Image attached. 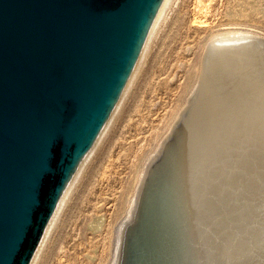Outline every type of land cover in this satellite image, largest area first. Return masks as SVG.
Instances as JSON below:
<instances>
[{"label":"rangeland","instance_id":"obj_1","mask_svg":"<svg viewBox=\"0 0 264 264\" xmlns=\"http://www.w3.org/2000/svg\"><path fill=\"white\" fill-rule=\"evenodd\" d=\"M232 30H244L252 34L249 37L251 39L248 38L247 40H240V43H236L237 47H236V44L232 43L235 46L233 48H230V56L231 55L232 56L227 57L229 56V54H227L229 51V48L215 49V47L213 46L215 42H212L214 41L212 39L214 37H217L216 36L217 34L215 33H218V32L221 33V31L222 33H224L226 31H232ZM258 39H259V44H257L258 41H256ZM254 40L256 41V43ZM209 42H212L211 43L212 45L209 44ZM249 43L250 44L253 43L251 45L252 46L255 45V46L252 47L251 45H249ZM261 43L264 45V0H167L160 14L159 19L156 22L142 50L143 52L140 56L141 59H138L139 61L136 63V66H134L135 68L131 76L132 78L130 77L128 86L126 90L124 91V94H122V97L116 109L114 110L113 114L111 115L110 120L106 124L104 132H102V135L99 137V140H97L92 152L90 153L89 157L86 159L35 264H122V260L119 258L117 259V257L123 255L122 251L124 252V254L126 253V251L128 252V250L126 249V247L128 248L127 239H129L127 237H129L128 235L130 234L128 230L131 227V225L134 226L135 224L134 222H136L138 219L137 218L138 213H140V210L145 204L144 200L149 195V192L153 191L152 187L154 184L152 183L158 182L159 178L164 176L165 173L173 172L176 168H178L176 160H178V157L183 156L184 154L183 150L187 149V147L189 146V141H195V139L197 138L199 139V137L205 138L202 136H206L207 134H211V135H207L206 137V140H210L209 142L211 144H209V142L206 141L205 139L204 141L203 139L200 138L201 142H200V139L199 140L197 139L199 143L203 145L199 146L200 151L202 150V152H200L202 162H200L201 164L200 163L198 164L197 166L198 168H196V170L198 172L199 170H201V172L203 171L204 173L199 172L201 173L199 174L195 170L196 172L194 173L196 174V177L195 178L193 177L192 179L195 194L196 193L199 194V195L196 194L197 197L199 196L201 197L204 195L203 193L207 192L205 193V196L202 197L204 199L200 197L199 198L203 200L204 202L207 199L206 197L209 194H210L209 199L211 198L210 200L207 199L208 201H206L207 204H210V205L204 204V202L201 200H200L201 202L200 201L198 202V204H202L203 202L204 205H207V206H204L202 204L200 206L201 213L199 214V216H201V218L200 217L199 218L201 222V227H204V230L208 232L206 233L208 235V239H210V242L213 240L211 244L214 243L213 238L217 237V239L221 240L223 238L221 236H224V238L221 241L218 240L219 243L217 241L214 243V245L217 244L216 247L218 251L221 248L223 249L225 247L223 250L224 255H223V252H221L222 249L219 252V253H222L221 255L225 256V257L221 256L224 259V260L222 259L223 264H227V262L228 264L230 263L232 264L234 262H237L239 258H241L240 259L241 262L240 260L238 261L240 262L239 264H253V263L261 264L262 262L261 258H263L261 257V254L262 256H264L263 255L264 253L263 251L264 250L263 248L264 247V236L263 235L264 234L262 231L264 230V222H263L264 221L263 219L264 218V214H263L264 213V196H263L264 194H262L264 193V143H263L264 136L262 134L264 133V128L263 129L260 128L262 126L264 127V123H263L264 122V103H263L264 100H262L264 99V94H263L264 88H262L264 87L263 86L264 79H262V77H264V74H263L264 70L262 69L263 67H261V66H264L263 65L264 62H262L264 61V52H263L264 46L263 48L260 47V45L262 46ZM245 44L247 46H244ZM256 44L258 45V47L256 46ZM209 45L211 46V49ZM245 47H248V48H245ZM240 48H243V49L241 50ZM257 48H262L263 54L259 52L261 51V49H257ZM233 50L235 53L233 52ZM236 50L238 52L246 50L247 52L244 51V52L239 53L241 54L240 56ZM256 50L257 51L259 50L258 53L256 52ZM219 51L220 52L222 51L221 54L219 53ZM215 52H217L218 54ZM224 52L226 53V56L224 55ZM248 52L252 57L249 56V54H247ZM258 54H260L262 57ZM219 55L220 57H218ZM234 55L235 57H233ZM242 55H243V59L246 58L245 59V62L247 61L246 65L247 66L252 65L250 66V68L252 67L251 72L252 70L255 71L258 68V72L260 73V75L259 73L256 74L255 72H253L252 74L254 75H252V78H251L250 76L251 74L249 73L250 68H248L249 71H246V68H244V66L246 65L244 63V60L242 59ZM256 55L260 57V59L262 58V61L255 60V59H259ZM215 57L218 60L217 62L218 66L216 64L217 60ZM226 57L228 59L234 58L235 59V60L233 59L234 61L236 60L239 61L240 59H242L240 60L244 64L243 67L241 66L242 69H238L239 67L238 68L236 67L237 70H235L236 65L233 64L235 62L233 63L231 62L232 64H230L229 62L230 64L229 67H231L229 68L228 61H231V59L227 60ZM247 57L248 58L250 57V58L247 59ZM221 58H223L226 62L223 61ZM248 61H252L253 63L254 61H258V62L261 61L260 63L255 62L256 64L260 66L261 70H259V66L257 67L256 64H255V68L253 69L254 64ZM221 63H224V64L222 65ZM242 63L240 64L239 62H236L235 64H237V66L238 65L240 66L242 65ZM219 65L221 66V68H219L220 67ZM232 65H234L233 66L234 68H232ZM216 66L218 67V69H221V70H218ZM213 67L216 68V70H214ZM222 67H224L223 70H222ZM228 69H232L231 70L232 74L229 72L230 70L228 71ZM239 70L242 71L243 74L246 72L249 76H247L246 74V77L244 78L245 74L244 76L243 74H241L242 76L238 75L237 77V74H239L238 73ZM243 70L245 71L243 72ZM232 71L236 74V78H235V74L233 75ZM211 72H213L212 75H211ZM218 72H220L221 74L220 73L218 74ZM224 72L226 75L224 74ZM228 76L230 79L228 78L227 80L226 78ZM253 76H257L259 79L257 77L253 78ZM247 77L248 78L250 77L249 82L246 81L248 79ZM212 78L213 80H211ZM219 78L221 80L223 79L222 80L223 82ZM215 79L216 80L218 79L217 80L218 82L215 81ZM233 79L237 82H239V80L242 79L245 84L241 83L240 87H242V85H244V88L249 87L248 88L249 93L253 92V95L255 96L256 99L248 95L249 93L245 92V89L243 93H240L241 91H243V88L241 90L239 87V84L236 82H233ZM254 79L255 80L257 79V81H255L256 83L254 82ZM258 81H263L262 84L258 83L260 86L255 85L257 84ZM206 82L208 84H211V86L214 85L213 86L214 88L212 87V90H215L214 94H212L211 86L208 85ZM213 82L215 83L212 84ZM250 82L256 87L254 88V86L251 85V88H253V90L250 88ZM246 83L248 86L246 85ZM216 86L221 87L223 89L225 88L231 89V87H235V88H233L234 90L231 89L230 91V89L228 90L227 89L223 90L221 88L217 89ZM258 86L259 88L261 87L262 90L261 88L260 89L257 88ZM220 89L223 91H220ZM208 90H210V93L212 94V96L209 94ZM256 90L258 91V93ZM226 93L228 96L226 95ZM245 93H246L245 95L246 97L249 96L251 98H246L244 96ZM231 94H234V95H231ZM241 94L243 95L240 96ZM238 95L240 96L239 99H238L239 97ZM217 96H220V98ZM235 96H238V97H235ZM232 97H234V99H232ZM209 99L212 101H210ZM222 99L223 101L224 100L225 101L220 102V100ZM228 99L230 100L228 101ZM247 99L248 100L250 99L249 100L250 102L245 101ZM204 100L207 103L209 102L208 104L212 106L208 107L207 103ZM251 100H254V101L251 102ZM256 100H258V103L255 102ZM259 100L261 101V103ZM213 102H215V104ZM233 102H235L234 103L235 105H233ZM253 104L256 105L257 108ZM247 106H249L248 109H247ZM217 107L220 108L221 110H219ZM239 107L244 108V110L240 109ZM259 108H260V111H258ZM214 109L215 110L217 109V112H214L215 111ZM208 110H210L211 112ZM219 111H221L220 114L222 115V118H220L221 115L219 114ZM223 111H226L227 113ZM200 112L203 114V116H205L204 118ZM196 114H198V116ZM247 115L250 117H248ZM192 116H194L195 118H193ZM201 116L203 120L206 117L207 118L203 121L202 118H200ZM197 117L200 118L201 120H199ZM223 117L224 118L226 117V118L224 119ZM196 119H198V122ZM257 119L259 121H257ZM201 121L203 122L199 123ZM190 122L192 124H190ZM204 123H205V126H204ZM255 123L258 125H256ZM197 125H198L199 130L196 129ZM190 126L193 128H191ZM194 126H195V130H197L198 132L194 130ZM237 126H239L240 128ZM203 127H206V128H204V131L202 132ZM248 127H254L256 131L253 130L254 128L249 129ZM223 128H227V130L226 129L223 130ZM257 128H258V131H257ZM219 129H220V132H222V135L220 136L221 134L220 133L219 136L217 137L216 134L218 135ZM212 130L213 131L215 130V131L213 132ZM260 131H262V133H260ZM227 132H229V134ZM225 133H226V137L229 140H230V137L231 139L233 138L232 141L234 143H232L231 140L230 141L226 140L227 139L226 137L225 138L223 137ZM233 133L236 135H232ZM230 134L231 136H229ZM239 134H242L241 136L238 137L239 139L234 140V139H237V137L235 136H238ZM244 134L247 137L241 138V137H244L243 136ZM259 135H260V138H257L259 137ZM248 136L253 138V139L251 138L252 145L249 144L250 138ZM222 138L224 139L223 142L225 143V145L224 144L222 145L223 142L221 143ZM218 139H220V141ZM256 139L257 141H255ZM216 140L219 141V144L221 146H225V148L230 145L229 151L226 150L228 148L225 149L223 147H220L217 144ZM239 140H242V141H239ZM245 140H249V142ZM258 141L260 142V144L262 142L263 144V145L261 144L262 147L260 146V144H258L259 143ZM240 142L241 143L243 142V143L241 144ZM244 142L246 143L244 144ZM253 142H256V144L254 143L253 145ZM199 143L197 142L196 144L199 145ZM214 143L217 144V146ZM233 144H236V146L235 145L233 146ZM231 146L232 148L230 149ZM213 147H216V148H213ZM244 147L246 149L248 148L249 149L248 150L241 149ZM202 148H204V150L205 149L207 150L205 151L208 153V155L206 152L203 151ZM220 149H221V152L223 151L222 153L226 155L222 154L220 152ZM238 149L239 150L241 149V152L238 151ZM208 150L209 151L212 150V151L209 152ZM230 150L231 151L234 150L233 151L234 153H240L239 158H238V154L235 158V154L232 153ZM161 152L163 153V155ZM158 153H159V156L157 157ZM231 154L234 156H232ZM223 156H225L226 158H224ZM227 157H231V158L229 159ZM237 158H238V161H237ZM170 159H173V162ZM221 159H224L223 160L224 162H222ZM231 159L232 160L235 159L237 164L234 163L235 161H231ZM212 162H214L215 166L212 165L213 164ZM215 162L216 164H218L217 166ZM223 163H225V165ZM160 167H162L163 169ZM220 167L222 168L225 167V168L221 169ZM210 172L212 173L214 172L219 179L216 178L215 175L212 173L210 175ZM205 174L208 175V178ZM220 175L221 176L223 175L224 177L222 178H225V179H222ZM201 176L202 177L204 176L203 178L205 179L203 178L201 179ZM209 176L213 177V179ZM156 177H158L157 180H156ZM214 177L216 180L214 179ZM228 177L230 179H227ZM102 178L104 180H102ZM208 180L209 181L212 180L214 181V183H212V181L209 182ZM235 180L236 182L238 180L237 186H236L237 183L234 182ZM219 181L220 183H218ZM96 184H99V187L101 188L93 192V185H96ZM149 184L150 186H147ZM198 184L201 186V188L203 187L205 188L201 189L200 186H198ZM223 185L224 186L227 185V186L224 187ZM142 186L143 187L145 186L144 188L148 190L144 192V189L142 188ZM195 186H198V187H195ZM210 186L212 187V189H210L211 188ZM206 188L208 189L207 191H206ZM138 190L140 191L139 193H138ZM198 190L199 191L205 190V192H202V191L199 192ZM213 192L214 194L217 195V197L214 196ZM219 195L221 196L220 198H219ZM212 198L214 199L218 198L217 204L220 203L221 201L225 203L223 204L221 202V204L217 205L216 202H214L217 200L213 199L214 200L213 201ZM135 199L137 200V202H135L136 201ZM225 200H228V201L231 200V201L228 203V201L226 202ZM138 201L139 203L142 204V205L140 204L141 207ZM213 203L215 204L213 205ZM238 204H239L240 210H239V207H237ZM247 204L250 205L252 209L251 208L249 209V207L246 208V206H248ZM134 205H135V207L133 208L134 210H131L132 206ZM146 205L148 206L149 204L146 203ZM221 205L223 206L225 205L226 207H223ZM210 206L212 209L210 208ZM215 206H216V209L218 207L220 208L221 206L222 211L224 212L226 211V212L221 213L220 209L219 211L214 210L213 208ZM139 207L141 209H139ZM225 208H229L230 211L229 209H225ZM202 209L205 211H203ZM232 209L234 211H232ZM145 210L147 213L151 211L147 209V207L145 208ZM202 211L203 213L206 212V214L209 213L210 211L209 215L212 214L213 216H209V215L206 216V214L203 215ZM235 211H237V213ZM220 213L224 215L223 216L219 215ZM231 213H233L234 215L236 214L237 217ZM255 213L256 215L259 214L258 217L254 215ZM252 214L254 215V217L252 216ZM149 216L152 217V215H149ZM241 216H244L242 218H245L246 216L248 217V218L246 217V220H247L246 223L248 222L247 223L248 226L245 223V219L240 218ZM249 216L253 217V220H251L252 218H249ZM203 217H205L206 219ZM209 217L211 219L210 221H209ZM233 217H234L233 220H235L237 224L239 223V225L236 224V226H234L235 225L234 223L236 222L232 220ZM228 218H231V219H228ZM238 218L242 220L240 219L237 220ZM217 219L219 220V223H216L218 222ZM224 219L226 220V222ZM254 219L256 223L250 222V221H254ZM206 220H208L210 224ZM220 221L225 222L224 224L227 223L226 224L227 226H229V224H231L232 222L234 223H232L229 226L231 229L229 227L226 228L227 227L226 225H224L226 226L224 229V226L221 227L222 222L220 223ZM227 221H230V223ZM202 223H205V224H202ZM211 223H213L214 225L216 224V225L212 226L211 228V225H213ZM259 223L261 227L258 226ZM218 224H220V227L218 226ZM129 225L130 227H128ZM208 225H210V227ZM240 225H243V226L239 227ZM237 226L238 228H240L239 230H241V228L243 227L242 228L243 230L237 231L236 230L238 229L236 228ZM141 227L139 229V232L143 231L144 226L142 228ZM234 229L236 230L234 232L235 234L231 233L232 231H234ZM216 230H219V231L215 232ZM247 230H249L250 234H251V231L254 230L256 232L254 234L255 236L253 235V232L251 236L248 235L249 233L247 234L248 232ZM243 231L245 234L242 233ZM209 232H210V235H209ZM213 233L214 234L217 233L219 235L217 236V234H215V237H214ZM232 234H234L235 236ZM243 234L247 236H244ZM124 235L126 236V238H124L125 237ZM121 236L122 238H119ZM225 237H228V238L225 239ZM242 237L244 238V240ZM246 237H248L247 241L245 240ZM251 237L253 238L255 237L253 240L256 241L258 244H260V242L263 241L262 242L263 247L261 246L262 243L260 244V246L256 245L257 244L256 242L254 244ZM240 238H241V241H240ZM222 241L224 243L223 247H221ZM244 241L247 243H244ZM248 241L250 242V245H252L251 244V241H252L253 242L252 246L256 245V248L254 249L252 246H251L252 248L250 246L248 247L249 245ZM118 242L119 244L117 245ZM229 242H231L233 245L229 244ZM120 244H123L124 246H121L120 248L119 247ZM236 245L241 251L243 250L244 253L243 251L242 252L236 251V250H239L236 247ZM231 246L232 247L235 246L237 249L235 250V248L233 247L234 248L233 249ZM242 246L244 247L242 248ZM258 249L262 250L261 254L259 253L260 250ZM248 251L252 252L253 254L250 253L249 255ZM116 252H118L117 255L115 254ZM226 252H229V253H226ZM234 252H238V253H234ZM225 253L229 257L231 256V258L226 256ZM236 254L237 255L239 254V257ZM235 256L238 258H236ZM242 256L247 257V259L244 257L243 259ZM225 258H228V260L226 261ZM232 258L233 260H230ZM113 259L114 260L117 259V260L114 261ZM247 260L249 263H246ZM238 262L234 264H238ZM262 264H264V261Z\"/></svg>","mask_w":264,"mask_h":264},{"label":"water","instance_id":"obj_2","mask_svg":"<svg viewBox=\"0 0 264 264\" xmlns=\"http://www.w3.org/2000/svg\"><path fill=\"white\" fill-rule=\"evenodd\" d=\"M165 0H0V264H35Z\"/></svg>","mask_w":264,"mask_h":264},{"label":"bare ground","instance_id":"obj_3","mask_svg":"<svg viewBox=\"0 0 264 264\" xmlns=\"http://www.w3.org/2000/svg\"><path fill=\"white\" fill-rule=\"evenodd\" d=\"M166 1L167 0H165V2H164V4H163V6H162V8H161V10H160V12H159V14H158V16H157V18H156V20H155V22H154V24H153V26H152V28H151V30H150V32H149V34H148V36H147V38H146V40H145V42H144V44H143V46H142V49H141V51H140V53H139V56H138V59H141L140 58V56H141V54H142V50H143V48H144V46H145V44H146V42H147V40H148V38H149V36H150V34H151V32H152V30H153V28H154V26H155V24H156V22L158 21V19H159V17H160V14H161V12H162V10H163V7H164V5H165V3H166ZM220 29V28H219ZM241 29V28H240ZM249 31V30H248ZM215 34H217L216 36L217 37H214L212 40H214V41H212V42H215V44L213 45L214 47H215V49H218V48H220V49H225V48H229V51H228V53L227 54H229V56H227V57H231L230 56V48H233V47H235L233 44H236V43H240V40H247L250 36H251V34H250V32H247V31H244V30H232V31H226V32H224V33H222V31H221V33L220 32H218V33H215ZM254 36V35H253ZM213 37V36H212ZM253 38V37H252ZM249 39H251V38H249ZM254 39V38H253ZM256 39V38H255ZM250 41V40H249ZM255 41V40H254ZM256 41H258V43L257 44H259V39L258 40H256ZM256 41H255V43H256ZM212 42H209V44H211ZM247 42V41H246ZM261 42H263V41H261ZM233 43V44H232ZM244 44V43H243ZM246 44H248V43H246ZM244 45V46H247V45ZM251 44H253V43H251ZM250 43H249V45H251ZM256 44V46L258 47V45ZM262 44V43H261ZM212 45V44H211ZM231 45V46H230ZM241 45V44H240ZM210 46V45H209ZM244 46H242V47H244ZM252 46V45H251ZM250 46V47H251ZM253 46H255V45H253ZM252 46V47H253ZM263 44H262V46L260 45V47H262L263 48ZM236 47H237V44H236ZM239 47V46H238ZM249 47V46H248ZM248 47H245V48H248ZM244 48V49H245ZM255 48V47H254ZM262 48H257V49H261V51H259V52H261L262 53ZM210 49H211V46H210ZM214 49V48H213ZM241 50L243 49V48H240ZM251 49H253V48H251ZM209 50V49H208ZM237 50H238V48H237ZM236 50V51H237ZM244 51H246V50H244ZM244 51H241V52H244ZM253 51V50H252ZM258 51L256 50V52L258 53ZM222 52V51H221ZM221 52L219 51V53L221 54ZM226 52V51H225ZM224 52V55L226 56V53ZM233 52H234V50H233ZM241 52H238L237 51V53L239 54V53H241ZM247 52V51H246ZM245 52V53H246ZM264 52V51H263ZM209 53V52H208ZM213 53V52H212ZM215 53H217V52H215ZM235 53V52H234ZM244 53V54H245ZM218 54V53H217ZM233 54V53H232ZM243 54V55H244ZM247 54H249V52L247 53ZM256 54V53H255ZM263 54V53H262ZM207 55H209V54H207ZM212 55V54H211ZM210 55V56H211ZM236 55V54H235ZM235 55L233 56V57H235ZM240 56H241V54H239ZM243 55H242V59H243ZM258 55H260V54H258ZM222 56V55H221ZM245 56V55H244ZM249 56H251L250 54H249ZM257 56V55H256ZM261 56V55H260ZM217 57V56H216ZM215 57V58H216ZM218 57H220V55L218 56ZM226 57V58H227ZM252 57V56H251ZM253 57H254V55H253ZM258 57V56H257ZM262 57V56H261ZM239 58V57H238ZM250 58V57H249ZM248 57H247V59H249ZM259 59H255V60H261L262 61V58L260 59V57H258ZM137 59V61H136V63L139 61ZM223 61H225L223 58H221ZM231 59V61H228V64H229V62H230V64H232L233 62H239L240 64L242 63V61H240V60H242V59H240L239 61H234L235 59L234 58H230ZM230 59H228L227 58V60H230ZM234 59V60H233ZM236 59H237V57H236ZM245 59L246 58H244L243 60H244V63H245V65L247 64L246 62H245ZM252 59V58H251ZM250 59V60H251ZM254 59V58H253ZM216 60H217V58H216ZM233 60V61H232ZM215 61V60H214ZM220 61V60H219ZM222 61V62H223ZM253 61V60H252ZM252 61H248V62H252ZM260 61V62H261ZM218 60L216 61V64H217V66H218ZM226 62V61H225ZM224 62V63H225ZM232 62V63H231ZM255 62H257V63H260V62H258V61H254V67H253V69L255 68ZM262 62H264V61H262ZM224 63H221L222 65L224 64ZM235 63H233L234 65H236L235 66V70H237V68L238 69H242V67H243V63H242V65H238L237 66V64H235ZM227 64V63H226ZM230 64L228 65V67L230 66ZM215 65V64H214ZM213 65V66H214ZM234 65H232V68H234L233 66ZM249 65H250V63H249ZM261 65V64H260ZM264 65V64H263ZM135 66H136V64H135ZM216 66V68L218 69V67ZM220 66V65H219ZM242 66V67H241ZM250 66H252V65H250ZM250 66H244V68H246V71H249V73L251 74L250 76H251V78H252V75H254V74H252L253 72H255L256 74H258L259 72H258V68L254 71V70H252V72H251V68H250ZM256 66L258 67L259 65L258 64H256ZM237 67V68H236ZM241 67V68H240ZM261 67H263L262 69L264 70V66H261ZM135 68V67H134ZM216 68H214L213 67V69L214 70H216ZM219 68H221V66L219 67ZM223 68L224 67H222V70H223ZM229 68H231V67H229ZM248 68H250L249 70H248ZM218 70H221V69H218ZM217 70V71H218ZM225 70V69H224ZM230 70V71H229ZM231 70L232 69H228V71L231 73ZM259 70H261L260 69V66H259ZM262 70V71H263ZM133 71H134V69H133ZM133 71H132V73H133ZM240 71V70H239ZM238 71V73L239 74H237V77H238V75H241V74H243L242 73V71H240L239 72ZM245 70H243V72H244ZM257 71V72H256ZM233 72V71H232ZM236 72V71H235ZM216 73V72H215ZM220 72H218V74H219ZM213 74V72H211V75ZM221 74V73H220ZM224 74H225V72H224ZM223 74V75H224ZM228 74V73H227ZM232 74V73H231ZM235 73L233 72V75H234ZM244 74H245V76H244ZM243 74V76H244V78L246 77V72ZM263 74H264V71H263ZM262 74V75H263ZM226 75V74H225ZM229 75V74H228ZM259 75H260V73H259ZM258 75V76H259ZM131 76H132V74H131ZM130 76V77H131ZM242 76V75H241ZM247 76H249L248 74H247ZM206 77H208V76H206ZM214 77H215V75H214ZM232 77V76H231ZM255 77H257V76H253V78H255ZM260 77H262V76H260ZM132 78V77H131ZM211 78V77H210ZM228 78H229V76L226 78L227 80H228ZM235 78H236V74H235ZM242 78V77H241ZM243 78V79H244ZM248 78V77H247ZM246 78V79H247ZM250 78V77H249ZM249 78L246 80V81H250L249 80ZM258 78V77H257ZM209 79V78H208ZM220 79V78H219ZM224 79H225V77H224ZM230 79V78H229ZM259 79V78H258ZM262 79H264V77H262ZM210 80V79H209ZM211 80H213V78L211 79ZM218 80V79H217ZM216 79H215V81H217ZM221 80V79H220ZM223 80V79H222ZM221 80V81H222ZM226 80V81H227ZM232 80V79H231ZM237 80V79H236ZM129 81H130V78H129V80H128V82H127V84H126V86H125V88H124V91L126 90V88H127V86H128V83H129ZM240 81H242V82H240ZM245 81V82H246ZM253 81V80H252ZM255 81H257V79L255 80L254 79V82ZM209 82V81H208ZM211 82V81H210ZM218 82V81H217ZM223 82V81H222ZM222 82H221V84H222ZM233 82H236V83H238L239 84V87H240V84L242 83H244L243 82V80L241 79V80H239V82H237V81H235L234 79H233ZM253 82V83H254ZM262 82L263 81H258L257 82V84H255V85H259L258 83H261L262 84ZM207 83V82H206ZM205 83V84H206ZM215 82H213L212 84H214ZM220 83V82H219ZM256 83V82H255ZM205 84H204V86H205ZM208 84V83H207ZM227 84H228V82H227ZM245 84V83H244ZM208 85H210L211 86V84H208ZM225 85H226V83H225ZM246 85H247V83H246ZM246 85H245V87H246ZM251 85L252 86H254L253 84H251V82H250V88H251ZM209 86V87H210ZM214 86V85H213ZM213 86H211V91H212V94H214L215 92V90H212V87ZM218 86V85H217ZM216 86V88L218 89V88H221V87H217ZM220 86V85H219ZM222 86V85H221ZM228 86V85H227ZM248 86V85H247ZM260 86V85H259ZM259 86L257 87V88H259ZM264 86V85H263ZM206 87H207V85H206ZM205 87V88H206ZM225 87V86H224ZM238 87V86H237ZM238 87V88H239ZM214 88V87H213ZM233 88H235V87H231V89H233ZM242 88H243V91H239L240 93H243L244 92V89H245V92H248L249 93V87H246V88H244V85H242V87H240V89L242 90ZM254 88H256L255 86H254ZM261 88V87H260ZM259 88V89H260ZM262 88H264V87H262ZM262 88H261V90H262ZM216 89V90H217ZM221 89H223V88H221ZM220 89V91H223V90H225V89H227V88H225V89H223V90H221ZM228 89H230V88H228ZM227 89V90H228ZM231 89H230V91H231ZM247 89H248V91H247ZM252 90H253V88H251ZM226 90V91H227ZM234 90V89H233ZM260 90V91H261ZM124 91H123V93L122 94H124ZM206 91V90H205ZM209 91V94L212 96V94L210 93V90H208ZM218 91V90H217ZM226 91H224V92H226ZM230 91H229V93H230ZM257 91V90H256ZM264 91V90H263ZM224 92H222V93H224ZM233 92V91H232ZM234 93V92H233ZM257 93H258V91H257ZM263 93V92H262ZM207 94V93H206ZM253 95V92H251V93H249L248 95H250L252 98H254V99H256L255 98V96L253 97L252 95ZM264 94V93H263ZM217 95H218V93H217ZM226 95H227V93H226ZM231 95H234V94H231ZM243 94H241L240 96H242ZM246 95V93L244 94V96ZM247 95V96H248ZM203 96H205V95H203ZM215 96V95H214ZM221 96V95H220ZM220 96H217V97H219L220 98ZM225 96V95H224ZM228 96V95H227ZM239 96V95H238ZM238 96H235V97H238ZM240 96L238 97V99L240 98ZM243 96V97H244ZM121 97H122V95H121ZM121 97H120V99H121ZM242 97V98H243ZM246 97V96H245ZM251 97H246V98H251ZM120 99H119V101H120ZM213 99V98H212ZM232 99H234V97H232ZM245 99V98H244ZM258 99V98H257ZM210 100V99H209ZM230 99H228V101H229ZM235 100H237V99H235ZM241 100V99H240ZM250 100V99H249ZM248 99L247 100H245V101H249ZM261 100V99H260ZM259 100V101H260ZM262 100H264V99H262ZM119 101H118V103H119ZM205 101V100H204ZM203 101V102H204ZM210 101H212V100H210ZM215 101V100H214ZM221 101H223V99L222 100H220V102ZM225 101V100H224ZM223 101V102H224ZM227 101V102H228ZM244 101V102H245ZM252 101H254V100H251V102ZM206 102V101H205ZM222 102V103H223ZM250 102V101H249ZM248 102V103H249ZM255 102H257L258 103V100H256ZM118 103L116 104V106L114 107V110L116 109V107H117V105H118ZM207 103V102H206ZM209 103V102H208ZM207 103V106L209 107L210 106V104H208ZM211 103V102H210ZM214 104H215V102H213ZM221 103V104H222ZM235 102H233V105H235L234 104ZM240 103V102H239ZM260 103H261V101H260ZM264 103V102H263ZM226 104V103H225ZM237 104V103H236ZM255 104V103H254ZM253 104V105H254ZM217 105V104H216ZM215 105V106H216ZM223 105V104H222ZM229 105V104H228ZM227 105V106H228ZM263 105V104H262ZM212 106V105H211ZM210 106V107H211ZM221 106V105H220ZM231 106V105H230ZM245 106V105H244ZM254 106H256V105H254ZM224 107V106H223ZM248 107L249 106H247V109H248ZM262 107V106H261ZM218 108V107H217ZM237 108H238V106H237ZM240 108V107H239ZM251 108V107H250ZM255 108V107H254ZM256 108H257V106H256ZM208 109V108H207ZM212 109V108H211ZM219 110H221L220 108H218ZM228 109V108H227ZM230 109V108H229ZM236 109V108H235ZM240 109H242V110H244V108H240ZM114 110L112 111V113H111V115L113 114V112H114ZM215 110V109H214ZM213 110V111H214ZM224 110H226V109H224ZM252 110V109H251ZM255 110V109H254ZM263 110V109H262ZM208 111H210V110H208ZM228 111V110H227ZM249 111V110H248ZM256 111H257V109H256ZM258 111H260V108H259V110ZM211 112V111H210ZM214 112H217V109L214 111ZM220 112L221 111H219V114H220ZM223 112H226V111H223ZM235 112V111H234ZM262 112V111H261ZM201 113V112H200ZM213 113V112H212ZM227 113V112H226ZM241 113H243V112H241ZM252 113V112H251ZM202 114V113H201ZM229 114V113H228ZM234 114V113H233ZM245 114H246V112H245ZM249 114V113H248ZM262 114V113H261ZM111 115H110V117H111ZM197 116H198V114H196ZM211 115V114H210ZM221 115V114H220ZM235 115V114H234ZM202 116H203V114H202ZM202 116L200 117V118H202ZM208 116V115H207ZM225 116V115H224ZM243 116V115H242ZM248 116V115H247ZM110 117L108 118V120H107V122H106V124L108 123V121L110 120ZM193 118H195L194 116H192ZM205 116H203V118H204ZM213 117V116H212ZM219 117V116H218ZM246 117V116H245ZM248 117H250V116H248ZM198 118V117H197ZM200 118H198L199 120H201ZM203 118H202V120H203ZM207 118V117H206ZM205 118V119H206ZM209 118V117H208ZM220 118H222V115H221V117ZM224 118V117H223ZM226 118V117H225ZM224 118V119H225ZM229 118V117H228ZM227 118V119H228ZM234 118V117H233ZM253 118V117H252ZM198 119H196L197 120V122H198ZM204 119V120H205ZM219 119V118H218ZM259 119V118H258ZM257 119V121H259ZM203 120V121H204ZM229 120V119H228ZM243 120H245V119H243ZM250 120V119H249ZM253 120V119H252ZM260 120H262V119H260ZM203 121H201V122H199V123H202ZM207 121H209V120H207ZM211 121H213V120H211ZM211 121H210V123H211ZM227 121V120H226ZM237 121V120H236ZM256 121V120H255ZM195 122V121H194ZM244 122V121H243ZM252 122H254V121H252ZM262 122V121H261ZM228 123V122H227ZM258 123V122H257ZM264 123V122H263ZM106 124L104 125V127L102 128V130H101V132H100V134L98 135V138H97V140H99V137L102 135V132H104V130H105V126H106ZM190 124H192L191 122H190ZM229 124V123H228ZM254 124V123H253ZM256 124V123H255ZM189 125V124H188ZM203 125V124H202ZM256 125H258V124H256ZM261 125V124H260ZM259 125V126H260ZM200 126V125H199ZM204 126H205V123H204ZM249 126V125H248ZM191 127V126H190ZM197 128L196 129H198L199 130V128H198V125L196 126ZM202 127V126H201ZM237 127H239V126H237ZM236 127V128H237ZM257 127V126H256ZM191 128H193V127H191ZM190 128V129H191ZM204 128H206V127H203V130H202V132L204 131ZM210 128V127H209ZM235 128V127H234ZM240 128V127H239ZM249 129L250 128H254V127H248ZM261 129H263L264 127L262 126V127H260ZM227 130V128H223V130ZM229 129H231V128H229ZM238 129V128H237ZM242 129V128H241ZM186 130V129H185ZM192 130V129H191ZM194 130H195V126H194ZM193 130V131H194ZM207 130V129H206ZM209 130V129H208ZM243 130V129H242ZM253 130H255V128L253 129ZM195 131H197V130H195ZM200 131H201V129H200ZM213 131V130H212ZM215 131V130H214ZM213 131V132H214ZM235 131V130H234ZM233 131V132H234ZM256 131V130H255ZM257 131H258V128H257ZM185 132V131H184ZM198 132V131H197ZM207 132H209V131H207ZM211 132V131H210ZM230 132V131H229ZM229 132H227L228 134H229ZM232 132V131H231ZM237 132V131H236ZM186 133H187V131H186ZM185 133V134H186ZM191 133H192V131H191ZM190 133V134H191ZM196 133V132H195ZM221 133V134H220ZM235 133V132H234ZM232 134V135H236V134ZM238 133V132H237ZM260 133H262V131H260ZM203 134V133H202ZM219 134H220V136L222 135V132H220V129H219V132H218V135L216 134V136L218 137L219 136ZM228 134H227V136H228ZM246 134V133H245ZM245 134L243 135L244 137H241V138H246L247 136H245ZM263 134V136H264V133H262ZM205 135V134H204ZM207 135H211V134H207ZM207 135L206 136H202V137H205V138H201V137H199V139L201 138V139H205L206 140V137H207ZM242 134H239L238 136H235V137H237V139H234V140H238L239 138V136H241ZM248 135V134H247ZM196 136V135H195ZM201 136V135H200ZM229 136H231V134L229 135ZM224 138L226 137V133L224 134V136H223ZM250 139V143L249 144H251L252 142H251V138L252 137H250V136H248ZM128 138V137H127ZM179 138V137H178ZM220 138V137H219ZM227 138V137H226ZM257 138H260V135H259V137H257ZM188 139V138H187ZM190 139V138H189ZM192 139H193V137H192ZM198 139V138H197ZM197 139H195V141H197L198 143H199V139L197 140ZM201 139H200V142H201ZM208 139H209V137H208ZM253 139V138H252ZM97 140L95 141V143H94V145H93V147H92V149H91V151H90V153L92 152V150H93V148H94V146H95V144H96V142H97ZM134 140V139H133ZM185 140V139H184ZM191 140V139H190ZM202 140V141H203ZM204 140V141H205ZM212 140V139H211ZM219 141H220V139H218ZM223 138L221 139V143L223 142ZM226 140H229L228 138L226 139ZM230 140H231V142L232 143H234L232 140H233V138L231 139V137H230ZM229 140V141H230ZM243 140V139H242ZM242 140H239V141H242ZM249 140H245V141H247V142H249ZM168 141V140H167ZM182 141V140H181ZM195 141H189V146L187 147V149H184L183 151V156H181V157H178V160H176L177 161V166H178V168H176L173 172H170V173H165V175L164 176H162L161 178H159V180H158V182H155V183H152V184H154L153 185V187H152V189H153V191L152 192H149V195L146 197V199L144 200V206L142 207V209L140 208L141 207V203H139V201H138V203H139V205H140V207H139V209H141L140 210V213H138V216H137V221L136 222H134L135 224H134V226L133 225H131V227H130V225L128 226V227H130L129 228V237H127V238H129V239H127L128 240V248L126 247V249L128 250V252L126 251V253L124 254V252L122 251V253H123V255H121V256H119V257H117V259L119 258V259H121L122 260V264H223V261H222V257L221 256H223L224 255V248L222 249V251L221 252H223V255H221L222 253H219L220 252V250L218 251V249H217V247H216V245H214V243L217 241L218 243H219V241H221L223 238H224V236H221V237H223L221 240H219V239H217V237L216 238H213L214 239V243H212L211 244V242H213V240L210 242V239H208V235H207V231L206 230H204V227H201V222H200V218H201V216H199V214L201 213V205L203 204V200H201L200 198H202L203 196H205V193H207V192H205V190H201L202 192H205V193H203L204 195L203 196H199V197H197V195H199V194H195V190H194V186H193V182H192V179H193V177L195 178L196 177V174L194 173V172H196L197 170H196V168H198L197 166H198V164L200 163V162H202L201 161V154H200V152H202V150L200 151V149H199V146L201 145L200 143H199V145L198 144H196L197 142H195ZM203 141V142H204ZM206 141H210V140H206ZM217 141V140H216ZM215 141V142H216ZM219 141H217V144L220 146V147H223V148H225V146H221L220 144H219ZM252 141H254V140H252ZM255 141H257V139L255 140ZM263 141V140H262ZM202 142V143H203ZM212 142H214V141H212ZM227 142V141H226ZM259 142V141H258ZM257 142V143H258ZM205 143V142H204ZM207 143V142H206ZM241 143V142H240ZM243 143V142H242ZM241 143V144H242ZM246 142H244V144H245ZM254 143L256 144V142H253V145H254ZM264 143V142H263ZM167 144V143H166ZM165 144V145H166ZM172 144H174V143H172ZM186 144V143H185ZM209 144H211L210 142H209ZM215 144V143H214ZM217 144H215L216 146H217ZM225 145V143L223 142L222 143V145ZM228 144H230V143H228ZM236 144H237V142H236ZM236 144H233V146L235 145L236 146ZM243 144V145H244ZM258 144H260V142L258 143ZM261 144H262V142H261ZM261 144H260V146H261ZM203 145V144H202ZM201 145V146H202ZM205 145V144H204ZM207 145V144H206ZM212 145H213V143H212ZM227 145V144H226ZM232 145V144H231ZM242 145V146H243ZM252 145V144H251ZM263 145V144H262ZM173 146V145H172ZM230 146V145H229ZM229 146H227L226 148H228V149H226L227 151H229ZM240 146V145H239ZM256 146H258V145H256ZM259 146V147H260ZM117 147V146H116ZM175 147V146H174ZM173 147V148H174ZM182 147V146H181ZM205 147V146H204ZM207 147V146H206ZM262 147V146H261ZM163 148V147H162ZM201 148V147H200ZM209 148V147H208ZM213 148H216V147H213ZM222 148V149H223ZM232 148V146L230 147V149ZM239 148V147H238ZM249 148H250V146H249ZM248 148V149H249ZM203 149V151L204 152H206L205 150H204V148H202ZM212 149V148H211ZM224 149V150H225ZM241 149H244V150H248V149H246L245 147L244 148H241ZM241 149L239 150L238 149V151H240L241 152ZM259 149V148H258ZM169 150V149H168ZM175 150V149H174ZM173 150V151H174ZM214 150V149H213ZM235 150V149H234ZM233 150V151H234ZM237 150V149H236ZM261 150V149H260ZM170 151V150H169ZM181 151V150H180ZM209 151V150H208ZM210 151H212V150H210ZM209 151V152H210ZM226 151V152H227ZM231 151V150H230ZM233 151H231L232 153H234ZM251 151V150H250ZM171 152V151H170ZM215 152H216V150H215ZM220 152H221V149H220ZM223 152V151H222ZM221 152V153H222ZM225 152V153H226ZM236 152V151H235ZM252 152V151H251ZM90 153H89V155H90ZM160 153V152H159ZM159 153H158V155H157V157L159 156ZM162 153V152H161ZM163 153H164V151H163ZM163 153H162V155H163ZM207 153V152H206ZM218 153H219V151H218ZM203 154H205V153H203ZM222 154H224V153H222ZM228 154V153H227ZM235 154V158H236V156H237V154H238V158H239V154L240 153H234ZM89 155H88V157H89ZM164 155H165V153H164ZM170 155V154H169ZM207 155H208V153H207ZM220 155V154H219ZM224 155H226V154H224ZM232 155V154H231ZM232 156H234V155H232ZM87 157V158H88ZM168 157V156H167ZM171 157V156H170ZM221 157V156H220ZM224 158H226L225 156H223ZM161 158V157H160ZM177 158V157H176ZM204 158V157H203ZM227 158H231V157H227ZM238 158H237V161H238ZM107 159V158H106ZM155 159V158H154ZM205 159V158H204ZM217 159V158H216ZM170 160H172V162H173V159H170ZM212 160H213V158H212ZM222 160V162H224L223 160L224 159H221ZM231 161H235L234 163H236L237 164V162H236V160L234 159V160H232L231 159ZM155 162V161H154ZM219 162V161H218ZM228 162H230V161H228ZM209 163V162H208ZM213 164L212 165H214V162H212ZM232 163V162H231ZM156 164H158V163H156ZM171 164H173V163H171ZM201 164V163H200ZM215 164H216V162H215ZM224 165H225V163H223ZM236 164H234V165H236ZM168 165V164H167ZM208 165V164H207ZM218 164H216V166H217ZM222 165V164H221ZM202 166V165H201ZM210 166V165H209ZM215 166V165H214ZM123 167V166H122ZM150 167V166H149ZM157 167H158V165H157ZM168 167V166H167ZM219 167V166H218ZM223 167V166H222ZM222 167H220L221 169H224V168H222ZM151 168V167H150ZM160 168H162V167H160ZM169 168V167H168ZM201 168V167H200ZM214 168V167H213ZM163 169V168H162ZM171 169V168H170ZM205 169V168H204ZM206 169H208V168H206ZM152 170V169H151ZM173 170V169H172ZM196 170V171H195ZM213 170H215V169H213ZM122 171V170H121ZM148 171V170H147ZM207 171V170H206ZM205 171V172H206ZM199 172H201V170H199ZM198 171H197V173H199ZM203 172V171H202ZM201 172V173H202ZM209 172V171H208ZM207 172V173H208ZM226 172V171H225ZM148 173V172H147ZM151 173V172H150ZM155 173V172H154ZM201 173H199V174H201ZM204 173V172H203ZM211 173L212 172H210V175H211ZM231 173H233V172H231ZM230 173V174H231ZM149 174V173H148ZM195 174V175H194ZM212 174H214L215 175V177L216 178H218L217 176H216V174L213 172ZM220 174V173H219ZM146 175V174H145ZM194 175V176H193ZM198 175V174H197ZM203 175V174H202ZM206 175V174H205ZM233 175H235V174H233ZM232 175V176H233ZM103 176V175H102ZM157 176V175H156ZM207 176V178H208V175H206ZM221 176V175H220ZM224 176H225V174H224ZM223 175L221 176V178L222 177H224ZM231 176V177H232ZM198 177V176H197ZM200 177V176H199ZM204 177V176H203ZM202 176H201V179L203 178ZM209 177H211V176H209ZM215 177H214V179H215ZM226 177H227V175H226ZM234 177V176H233ZM237 177V176H236ZM148 178V177H147ZM153 178V177H152ZM157 178L158 177H156V180H157ZM212 179H213V177H211ZM198 179V178H197ZM203 179H205V178H203ZM219 179V178H218ZM217 179V180H218ZM222 179H225V178H222ZM227 179H230L229 177L227 178ZM237 179V178H236ZM102 180H104L103 178H102ZM148 180V179H147ZM152 180V179H151ZM200 180V179H199ZM216 180V179H215ZM107 181V180H106ZM121 181V180H120ZM143 181V180H142ZM194 181V180H193ZM206 181V180H205ZM209 181V180H208ZM212 181V180H211ZM211 181H209V182H211ZM221 181V180H220ZM220 181L218 182V183H220ZM224 181V180H223ZM228 181V180H227ZM100 182V181H99ZM146 182V181H145ZM144 182V183H145ZM151 182V181H150ZM216 182V181H215ZM234 182H236V180L234 181ZM237 182H238V180H237ZM236 182V183H237ZM143 183V184H144ZM212 183H214V181H212ZM225 183V182H224ZM151 184V183H150ZM150 184L149 185H147V186H150ZM203 184V183H202ZM201 184V185H202ZM205 184V183H204ZM227 184V183H226ZM229 184V183H228ZM232 184H233V182H232ZM194 185H196V184H194ZM206 185V184H205ZM221 185V184H220ZM238 185V183L236 184V186ZM198 186H200L199 184H198ZM198 186H195V187H198ZM203 186V185H202ZM208 186V185H207ZM219 186V185H218ZM224 186V185H223ZM225 186H227V185H225ZM224 186V187H225ZM230 186V185H229ZM235 186V185H234ZM233 186V187H234ZM140 187V186H139ZM145 187V186H144ZM143 186H142V188L144 189V192L146 191V190H148V189H145ZM209 187V186H208ZM211 187V186H210ZM101 187H99V184H96V185H93V192H95V190H97V189H100ZM200 188H201V186H200ZM203 188H205V187H203ZM203 188H201V189H203ZM232 188V187H231ZM196 189V188H195ZM210 189H212V187L210 188ZM218 189V188H217ZM208 189L206 188V191H207ZM229 190V189H228ZM227 190V191H228ZM234 190V189H233ZM237 190V189H236ZM150 191V190H149ZM199 191V190H198ZM201 191H199V192H201ZM217 191V190H216ZM140 191L138 190V193H139ZM142 192V191H141ZM148 192V191H147ZM198 192V193H199ZM219 192V191H218ZM238 192V191H237ZM211 193H212V191H211ZM90 194V193H89ZM148 194V193H147ZM200 194H202V193H200ZM213 194H214V192H213ZM213 194H211V195H213ZM262 194H264V193H262ZM208 195V194H207ZM209 196H210V194L206 197L207 199H209ZM214 196H216L217 197V195L216 194H214ZM264 196V195H263ZM92 197V196H91ZM212 197V196H211ZM221 196L219 195V198H220ZM88 198V197H87ZM90 198V197H89ZM263 198V197H262ZM202 199H204V198H202ZM205 200V202L206 201H208V200ZM211 199V198H210ZM209 199V200H210ZM214 198H212V200H213ZM216 200L218 199V198H215ZM214 199V200H215ZM92 200V199H91ZM136 200V199H135ZM134 200V201H135ZM203 201L202 202V204H198V202L199 201ZM213 200V201H214ZM222 200V199H221ZM221 200H219V201H221ZM229 200V199H228ZM228 200H225L226 202L228 201ZM238 200V199H237ZM88 201V200H87ZM140 201H142V200H140ZM200 201V202H201ZM231 201V200H230ZM230 201H228V203L230 202ZM233 201V200H232ZM235 201V200H234ZM239 201V200H238ZM237 201V202H238ZM263 201V200H262ZM135 202H137V200L135 201ZM204 202V204H207V202L205 203ZM214 202H216V204H217V202H218V200L217 201H214ZM223 204L225 203V202H223V201H221ZM221 202L220 203H218V204H221ZM91 203V202H90ZM146 203H148L149 205L147 206L146 205ZM233 203V202H232ZM251 203V202H250ZM134 204V203H133ZM137 204V203H136ZM199 206H198V205ZM203 204V205H204ZM215 203H213V205H214ZM217 204V205H218ZM89 205V204H88ZM138 205V206H139ZM207 205H210V204H207ZM207 205H204V206H207ZM226 205V204H225ZM223 206V205H221V206H223V207H226V206ZM232 205V204H231ZM230 205V206H231ZM235 205V204H234ZM233 205V206H234ZM241 205V204H240ZM246 205V204H245ZM248 205V204H247ZM221 206H220V208L218 207L217 209H216V206L213 208L214 210H218L219 211V209L221 210V213L222 212H224V211H222V209H221ZM228 206V205H227ZM237 206V205H236ZM235 206V207H236ZM263 206V205H262ZM122 207V206H121ZM135 207V205L134 206H132V208H131V210H134L133 208ZM147 207V209H149V210H151L150 212H146V210H145V208ZM213 207V206H212ZM237 207H239V204H238V206ZM247 207H249V209L251 208L250 207V205H248V206H246V208ZM254 207V206H253ZM210 208H211V206H210ZM234 208V207H233ZM136 209V208H135ZM204 209V208H203ZM202 209V210H203ZM212 209V208H211ZM225 209H229V208H225ZM252 209V208H251ZM224 210V209H223ZM239 210H240V207H239ZM242 210V209H241ZM247 210V209H246ZM136 211V210H135ZM203 211H205V210H203ZM203 211H202V213H203ZM206 211H208V210H206ZM213 211V210H212ZM229 211H230V209H229ZM229 211H228V213H229ZM232 211H234L233 209H232ZM237 211H238V209H237ZM237 211H235L236 213H237ZM134 212V211H133ZM132 212V213H133ZM137 212V211H136ZM216 212V211H215ZM226 212V211H225ZM224 212V213H225ZM209 213H210V211H209ZM209 213H207L206 214V212H204L203 213V215L204 214H206V216H208L209 215ZM219 214V215H222V214ZM231 214H233V213H231ZM264 214V213H263ZM149 215H152V217L151 216H149ZM218 215V214H217ZM224 215V214H223ZM222 215V216H223ZM234 215V214H233ZM239 215V214H238ZM254 215H256V213L254 214ZM254 215L252 214V216L254 217ZM259 215V214H258ZM258 215H256L257 217H258ZM209 216H213L212 214L211 215H209ZM228 216V215H227ZM234 216H236V214L234 215ZM251 216V215H250ZM249 216V218H252L251 220H253V217H250ZM200 217V218H199ZM217 217V216H216ZM225 217V216H224ZM230 217V216H229ZM237 217V216H236ZM235 217V218H236ZM242 217H244V216H241L240 218H242ZM247 217V216H246ZM246 217L245 218H242V219H245V223H246ZM256 217V218H257ZM203 218H205V217H203ZM202 218V219H203ZM208 218V217H207ZM218 218V217H217ZM219 218H220V216H219ZM223 218V217H222ZM240 218H238L237 220H239ZM248 218V217H247ZM127 219V218H126ZM206 219V218H205ZM214 219H216V218H214ZM213 219V220H214ZM228 219H231V218H228ZM227 219V220H228ZM234 219V217L232 218V220ZM242 219H240V220H242ZM264 219V218H263ZM128 220V219H127ZM129 220H131V219H129ZM211 219H210V217H209V221H210ZM213 220H212V222H213ZM225 220V219H224ZM224 220H222V221H224ZM132 221H134V220H132ZM206 221H208V220H206ZM208 221V222H209ZM215 221V220H214ZM217 221L218 222H216V223H219V220L217 219ZM222 221H220V223L222 222ZM233 221H235V220H233ZM260 221V220H259ZM126 222V221H125ZM204 222V221H203ZM225 222H226V220H225ZM225 222H222L221 224V227L222 226H224V225H226V224H224ZM227 222H229L230 223V221H227ZM236 222V221H235ZM243 222V221H242ZM250 222H255V219H254V221H250ZM249 222V223H250ZM264 222V221H263ZM262 222V223H263ZM128 223H130V222H128ZM228 223V224H229ZM232 223H234V222H232ZM231 223V224H232ZM248 223V222H247ZM246 223V224H247ZM256 223V222H255ZM124 224V223H123ZM123 224H121V225H123ZM202 224H205V223H202ZM209 224H210V222H209ZM211 224H213V223H211ZM231 224H229V226L231 225ZM235 224V225H234ZM233 225L234 226H236V224H237V222L236 223H234ZM141 225H142V227H143V231L142 232H139V229H140V227H141ZM216 225V224H215ZM214 224L213 225H211V228H212V226H215ZM237 225H239V223L237 224ZM244 225V224H243ZM243 225H240L239 227H241V226H243ZM256 225V224H255ZM204 226V225H203ZM209 227H210V225H208ZM207 226V227H208ZM218 226L220 227V224H218ZM217 226V227H218ZM227 226V225H226ZM226 226H224V229H225V227ZM229 226H227L226 228H228ZM247 226H248V224H247ZM250 226V225H249ZM258 226H260V223H259V225ZM141 227V228H142ZM208 227V228H209ZM232 227V226H231ZM261 227V226H260ZM207 228V229H208ZM214 228V227H213ZM230 228V227H229ZM236 228H238V226L236 227ZM243 228V227H242ZM241 228V230H239L240 228H238V229H236L237 231L239 230V231H242L243 229ZM263 228V227H262ZM206 229V228H205ZM231 229V228H230ZM249 229V228H248ZM214 230V229H213ZM213 230H212V232H213ZM235 229H234V231H232L231 233H234L235 231H236ZM244 230H246V229H244ZM261 230V229H260ZM259 230V231H260ZM209 231H210V229H209ZM217 231H219V230H216L215 232H217ZM248 232H247V234L248 235H250L251 236V234H252V232H253V235L256 233L254 230H252L251 231V234H250V232H249V230H247ZM263 231V234H264V230H262ZM207 232V233H206ZM211 232V233H212ZM246 232V231H245ZM261 232V231H260ZM260 232H259V234H260ZM128 233V232H127ZM221 233V232H220ZM227 233H228V231H227ZM237 233V232H236ZM242 233H244V231L242 232ZM258 233V232H257ZM215 234H217V233H215ZM215 234L213 233V235H214V237H215ZM223 234V233H222ZM235 234V233H234ZM234 234H232V235H234ZM241 234V233H240ZM245 234V233H244ZM243 234V235H244ZM209 235H210V232H209ZM212 235V236H213ZM219 234H217V236H218ZM224 235V234H223ZM230 235V234H229ZM239 235V234H238ZM242 235V236H243ZM252 235V236H253ZM125 236V235H124ZM225 236H227V235H225ZM231 236V235H230ZM235 236V235H234ZM244 236H247V235H244ZM255 236V235H254ZM258 236V235H257ZM264 236V235H263ZM239 237V236H238ZM119 238H122V236L121 237H119ZM119 238H118V240H119ZM124 238H126V236L124 237ZM219 238V237H218ZM226 238H228V237H225V239ZM235 238V237H234ZM243 238V237H242ZM247 238L248 237H246V241H247ZM250 238V237H249ZM252 238V240L255 238H253V237H251ZM217 239V240H216ZM231 239V238H230ZM232 239H233V237H232ZM117 240V239H116ZM124 240V239H123ZM219 240V241H218ZM229 240V239H228ZM239 240V239H238ZM243 240H244V238H243ZM243 240H242V242H243ZM249 240V239H248ZM257 240V239H256ZM122 241V240H121ZM120 241V242H121ZM231 241V240H230ZM240 241H241V238H240ZM250 241V240H249ZM248 241V242H249ZM241 242V243H242ZM253 242H254V244H255V242L256 241H254L253 240ZM253 242L251 241V244L253 245ZM259 242H260V240H259ZM263 241H261L260 242V244L262 243ZM57 243H58V241H57ZM221 243V242H220ZM244 243H247V242H245L244 241ZM257 243V242H256ZM116 244V243H115ZM119 244V242L117 243V245ZM126 244V243H125ZM224 243H223V241H222V243H221V247H223L224 245H223ZM229 244H231V245H233L231 242H229ZM240 244V243H239ZM238 244V245H239ZM260 244H256V245H259L260 246ZM53 245V244H52ZM219 245V244H218ZM252 245H250V242H249V245H248V247L250 246H252ZM256 245L255 246H252L254 249L256 248ZM263 245V243L261 244V246ZM87 246V245H86ZM121 246H124L123 244H120V248H121ZM228 246V245H227ZM259 246H257V247H259ZM84 247V246H83ZM117 247V246H116ZM232 247V246H231ZM230 247V248H231ZM234 248H235V250L238 248V246L236 245V247L235 246H233ZM232 247V248H233ZM239 247H241V246H239ZM244 246H242V248H243ZM251 247V248H252ZM263 247V246H262ZM262 247H260V248H262ZM118 248V247H117ZM137 248H139V249H137ZM228 248V247H227ZM231 248V249H232ZM233 248V249H234ZM247 248V247H246ZM245 248V249H246ZM264 248V247H263ZM84 249V248H83ZM232 249V250H233ZM239 249V248H238ZM244 249V250H245ZM250 249V248H249ZM123 250V249H122ZM232 250H231V252H232ZM253 250V249H252ZM258 250H260V249H258ZM118 251V250H117ZM236 251H241L240 249L239 250H236ZM243 251V250H242ZM241 251V252H242ZM251 251V250H250ZM255 251H257V250H255ZM264 251V250H263ZM114 252V251H113ZM238 252H234V253H238ZM240 252V253H241ZM117 253L118 252H116L115 254L117 255ZM226 253H229V252H226ZM225 253V254H226ZM243 253H244V251H243ZM242 253V254H243ZM248 253H249V255H250V253H252V252H249L248 251ZM259 253L261 254L262 253V250H260L259 251ZM127 254V255H126ZM136 254V255H135ZM241 254V255H242ZM253 254V253H252ZM125 255V256H124ZM235 255V254H234ZM237 255V254H236ZM263 255H264V253H263ZM131 256H133V257H131ZM226 256H228L227 254H226ZM238 257H239V254L237 255ZM223 257H225V256H223ZM229 257V256H228ZM234 257V256H233ZM236 257V256H235ZM238 257H236V258H238ZM246 258L247 259V257H245V256H242V258ZM251 257V256H250ZM261 257H263V258H261L262 259V262H261V264L263 263V261H264V256H262V254H261ZM229 258H231V256L229 257ZM235 258V259H236ZM243 258V259H244ZM249 258V257H248ZM252 258V257H251ZM115 259V258H114ZM113 259V260H114ZM116 259V260H117ZM226 259V261L228 260V258H225ZM241 258H239V260H240ZM116 260H114V261H116ZM224 260V259H223ZM230 260H233V258L232 259H230ZM229 260V261H230ZM238 260V261H239ZM254 260V259H253ZM253 260H251V261H253ZM226 261H224V262H226ZM237 261V262H238ZM84 262V261H83ZM120 262V261H119ZM232 262V261H231ZM237 262H234V263H237ZM240 262H241V260H240ZM240 262H238V264L240 263ZM121 263V262H120ZM234 263H232V264H234ZM245 263V262H244ZM246 263H249L248 262V260H247V262ZM250 263H252V262H250ZM260 263V262H259ZM227 264H228V262H227ZM231 264V263H230ZM254 264V263H253ZM258 264V263H257Z\"/></svg>","mask_w":264,"mask_h":264}]
</instances>
